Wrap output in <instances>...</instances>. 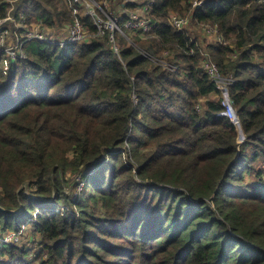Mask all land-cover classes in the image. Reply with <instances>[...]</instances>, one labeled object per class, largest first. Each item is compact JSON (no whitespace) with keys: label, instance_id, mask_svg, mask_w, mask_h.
<instances>
[{"label":"trees","instance_id":"1","mask_svg":"<svg viewBox=\"0 0 264 264\" xmlns=\"http://www.w3.org/2000/svg\"><path fill=\"white\" fill-rule=\"evenodd\" d=\"M67 3L0 0V18L23 14L56 37ZM78 16L83 41H29L6 74L0 57V206H23L0 211V233L30 219L41 236L35 257L0 245V264H264V185L245 179L264 172V2L154 0L155 27L118 35L119 54ZM206 23L222 44L194 30ZM203 51L234 79L239 125Z\"/></svg>","mask_w":264,"mask_h":264},{"label":"built area","instance_id":"2","mask_svg":"<svg viewBox=\"0 0 264 264\" xmlns=\"http://www.w3.org/2000/svg\"><path fill=\"white\" fill-rule=\"evenodd\" d=\"M114 1L68 0L67 4L72 13V20L66 25L67 31H57L58 36L56 37L48 33L43 22L29 23L23 14L16 18L10 14L0 18V57L3 74H6L10 66L16 64L19 59L26 58L24 46L29 41H47L60 47L83 41L87 37L88 29L78 16L80 10L83 11L85 16L92 17L93 24L96 27V34L102 37L107 36L114 52L117 54L120 53L121 49L117 41L118 35L131 43L135 35L148 36L153 27H155L154 22L150 18V10L154 0H119L113 6ZM261 1L264 2V0ZM203 3L204 0H191L193 9L201 7ZM109 6L113 11L110 10ZM170 25L176 31H183L189 25V17L172 12L170 14ZM200 31L201 36L203 35L204 38L213 41L215 46L224 42L223 37L218 33L216 25L201 24ZM161 64L173 71L176 70V66L164 62H161ZM200 65L204 72L218 85L225 107L227 100L232 104L229 96V87L233 84L234 79L231 76L222 75L219 67L210 58L207 51H203V59ZM261 181H264V172ZM260 182L256 185L262 186ZM12 231L7 234H0V245L18 243L28 248L26 244L21 243L22 240H19L18 235L21 232Z\"/></svg>","mask_w":264,"mask_h":264},{"label":"rangeland","instance_id":"3","mask_svg":"<svg viewBox=\"0 0 264 264\" xmlns=\"http://www.w3.org/2000/svg\"><path fill=\"white\" fill-rule=\"evenodd\" d=\"M98 1V0H97ZM101 1H103V0H101ZM116 1V0H115ZM114 1V2H115ZM84 4H85V2H84ZM109 8H110V10H112V8L109 6ZM113 11V10H112ZM97 14H99V15H102L101 13H99V12H96ZM72 20V19H71ZM71 20H69L67 23H66V25H68L70 22H71ZM64 31H67V26L63 29ZM194 30H196V32H198L199 31V34L201 35V31H200V26H196L195 28H194ZM212 43H213V41H212ZM28 44V43H27ZM26 44V45H27ZM234 108V107H233ZM228 109V111L226 110L225 111V113H227V115L231 118V120H233V122H235V123H237L238 122V125H239V120H238V117H237V115H236V112H235V110H234V112H235V117L233 118V111L232 110H230L229 108H227ZM240 127V126H239ZM238 132H240L239 130H238ZM244 134L242 133V131L240 132V134L238 135V143H242L243 141H244ZM262 176H263V173H262V175H261V177H259V178H253L251 175H249V174H247V175H245V179H246V181H249V182H251V183H253V184H258L261 180H262ZM262 185L264 184V181H261L260 182ZM79 185H81V184H79ZM29 220L30 219H26L25 221H24V223L21 225V227L18 229V230H16V232H21L19 235H18V237H19V240H22V242L21 243H24V244H26L27 246H28V248H29V250H30V252H32V257H35L36 256V253L41 249V245L39 244V242H40V235H37V234H32L31 233V227L29 228V226L30 225H32L30 222H29ZM29 228V229H28ZM9 231H6V232H4V233H0V234H7ZM11 232H13V231H11Z\"/></svg>","mask_w":264,"mask_h":264},{"label":"water","instance_id":"4","mask_svg":"<svg viewBox=\"0 0 264 264\" xmlns=\"http://www.w3.org/2000/svg\"><path fill=\"white\" fill-rule=\"evenodd\" d=\"M24 186H26V182H24L22 184V186L19 188V190H21ZM23 206L20 205L19 208L15 209V210H8V209H4L3 207L0 206V211L6 214H19L22 211Z\"/></svg>","mask_w":264,"mask_h":264},{"label":"bare ground","instance_id":"5","mask_svg":"<svg viewBox=\"0 0 264 264\" xmlns=\"http://www.w3.org/2000/svg\"><path fill=\"white\" fill-rule=\"evenodd\" d=\"M226 105H227V107H228L230 110L233 111V109H232V104L230 103L229 100H227ZM232 116L234 117V114H233Z\"/></svg>","mask_w":264,"mask_h":264},{"label":"crops","instance_id":"6","mask_svg":"<svg viewBox=\"0 0 264 264\" xmlns=\"http://www.w3.org/2000/svg\"><path fill=\"white\" fill-rule=\"evenodd\" d=\"M117 1H119V0H116L115 2H113V6H115V4L117 3ZM121 7H123L122 5H121Z\"/></svg>","mask_w":264,"mask_h":264}]
</instances>
